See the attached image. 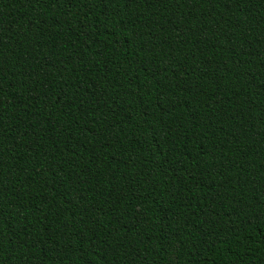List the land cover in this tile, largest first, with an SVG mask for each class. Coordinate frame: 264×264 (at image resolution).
<instances>
[{
	"label": "trees",
	"instance_id": "obj_1",
	"mask_svg": "<svg viewBox=\"0 0 264 264\" xmlns=\"http://www.w3.org/2000/svg\"><path fill=\"white\" fill-rule=\"evenodd\" d=\"M0 264H264V0H0Z\"/></svg>",
	"mask_w": 264,
	"mask_h": 264
}]
</instances>
